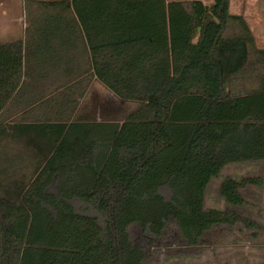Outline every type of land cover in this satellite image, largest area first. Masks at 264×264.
<instances>
[{
  "label": "trees",
  "instance_id": "obj_1",
  "mask_svg": "<svg viewBox=\"0 0 264 264\" xmlns=\"http://www.w3.org/2000/svg\"><path fill=\"white\" fill-rule=\"evenodd\" d=\"M38 4L26 41L0 44V144L24 142L39 160L7 183L22 154L0 156V264H144L172 221L189 246L218 224L258 227L237 211L257 178L226 177L230 207H205L227 165L264 161V73L245 83L264 49L250 58L252 30L230 0H108L114 26L93 46L71 0ZM93 80L137 107L77 120Z\"/></svg>",
  "mask_w": 264,
  "mask_h": 264
},
{
  "label": "rangeland",
  "instance_id": "obj_2",
  "mask_svg": "<svg viewBox=\"0 0 264 264\" xmlns=\"http://www.w3.org/2000/svg\"><path fill=\"white\" fill-rule=\"evenodd\" d=\"M40 1L59 0H0V44L13 42L16 40L14 38L23 33L28 36L31 21L41 13V6L38 4ZM202 1L208 5L214 2ZM71 2L80 24L86 30L90 46L94 45L90 36L99 39L114 26L107 5L108 0ZM230 11L233 14L245 13L247 16L246 21L255 39L250 58L256 60L259 54L254 48L264 49V0H230ZM22 40L26 41V38ZM263 73L264 65L255 64L252 72L255 76L249 75V79L245 81L247 87H256L259 82L258 75ZM136 107V102L118 98L102 83L93 80L86 95L80 99L76 119L122 120ZM5 154L11 159L16 154H22L20 158L14 157L11 170L4 176L7 183L24 176L27 180L32 176L39 161L38 157L34 156V149L27 148L24 142L16 143L9 139L0 144V156L4 158ZM226 177L237 180L244 177L258 179V184L247 185L242 190L246 202L238 207L237 211L259 226L249 227L241 222L234 225L218 224L205 233L202 243L189 246L183 243L180 230L175 221H172L164 237L154 240L149 247L144 264H264V161L227 165L219 177L212 179L206 189V208L225 210L230 207L219 190ZM75 204L79 206L78 201ZM130 232L135 241L143 238V233L137 225L131 226Z\"/></svg>",
  "mask_w": 264,
  "mask_h": 264
},
{
  "label": "crops",
  "instance_id": "obj_3",
  "mask_svg": "<svg viewBox=\"0 0 264 264\" xmlns=\"http://www.w3.org/2000/svg\"><path fill=\"white\" fill-rule=\"evenodd\" d=\"M240 15H242L247 20V16L245 15V13H243V14L240 13ZM90 37H91V40H93V43H95L96 40H98L97 38L95 39L93 36H90ZM25 38H27V35L25 33H23L22 35H19V36H17V38H14V39L18 40V39H25ZM53 39H54V41H50V42H48L46 44L44 43V46H48V47H51V48H58V46L60 45L59 42H56L55 38H53ZM86 40H87L86 41L87 46H90L89 45V37H88V35H87V39ZM29 44H30V46H35L36 45L35 42H29ZM79 45H80V47H83L82 42H79ZM74 47H75V44L69 43V49L72 50V48H74ZM70 54H71V51H70ZM47 86H46V88H48ZM91 86H92V83H91Z\"/></svg>",
  "mask_w": 264,
  "mask_h": 264
}]
</instances>
